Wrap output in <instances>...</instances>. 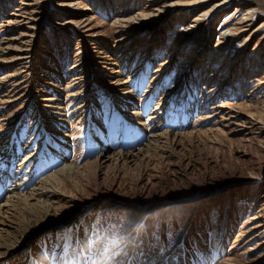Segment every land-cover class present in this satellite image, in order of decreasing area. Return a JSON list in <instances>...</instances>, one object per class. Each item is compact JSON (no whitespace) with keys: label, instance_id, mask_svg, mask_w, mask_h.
I'll use <instances>...</instances> for the list:
<instances>
[{"label":"rangeland","instance_id":"rangeland-1","mask_svg":"<svg viewBox=\"0 0 264 264\" xmlns=\"http://www.w3.org/2000/svg\"><path fill=\"white\" fill-rule=\"evenodd\" d=\"M66 1L38 0L26 8L24 0H0V48L31 30L22 38L23 58L12 61L8 50L0 54L6 61L0 63V156H12L21 166L19 179L10 172L9 192L24 191L67 161L133 150L154 132L168 135L151 142L142 158L65 183L51 219L69 220L58 242L45 248L43 263L74 261L82 255L78 244L90 255L103 239L115 241L118 256L129 236L136 244L125 259L142 253L150 264H264V24L257 30L258 47L256 39L244 42L247 31L237 30L225 43L221 32L245 5L228 0L203 22L205 37L180 38L215 1L203 0L172 13L158 43L147 46L140 41L159 28L118 23L142 10L146 0H69L73 7ZM24 12L35 19L10 22L12 14ZM86 15L93 19L89 35ZM252 22H264L262 7ZM115 75L129 95L110 83ZM135 96L144 99L146 110L137 107L133 115L128 112L137 104L127 103ZM42 97L47 100L40 102ZM56 100L59 110L51 105ZM246 119L250 129L238 130ZM257 121L260 129L254 128ZM237 123L242 125L235 128ZM45 147L67 155L48 160L41 174L23 177L25 167L41 164ZM101 191H107L105 198ZM105 247V253L111 250Z\"/></svg>","mask_w":264,"mask_h":264},{"label":"bare ground","instance_id":"bare-ground-1","mask_svg":"<svg viewBox=\"0 0 264 264\" xmlns=\"http://www.w3.org/2000/svg\"><path fill=\"white\" fill-rule=\"evenodd\" d=\"M67 1L65 2L64 5H69L72 7L74 6L73 2L69 0ZM202 1L203 0H193L191 2L187 1L177 4L172 0H146L145 1L146 3L144 4L142 10L135 12L133 15L129 17L120 19L118 23L121 24L122 27H127V25H130V26H134V28L136 29H139L140 27H147L148 29H151L154 26L155 28H159L158 31L154 32L150 38L144 37L140 41L141 44H145L147 46L156 45L158 43V39H157V37L159 36L158 34L160 33V30L163 29L162 24L171 16L172 13H174L178 9L185 10L186 8H192L193 6H197ZM205 1H209V0H205ZM227 1L228 0H215L210 3L207 2L205 6L206 8L203 9L198 15L196 16L194 15L195 17H193V19L190 20L189 25L183 31L180 32L181 33L180 38L182 37L186 38L188 36H193V35H201L202 37H205V34L207 32L206 29L202 28L203 22L206 20L207 16L216 13L217 10L220 8V6L224 5ZM243 1L245 5L243 6V11L241 15H239L236 19H234L235 22H233L231 26H227L225 27V29H223V31L221 32L222 35L221 37L222 40L225 41V43L226 42L228 43L231 35L236 34L237 30L240 31L241 33L247 31L248 34H246L247 35L246 38L244 37L245 38L244 42L248 43V41L250 40L254 41L256 39L254 45L255 47H258L259 38L257 37V30L258 27L264 24V22H261L260 25L254 27L252 22V17L256 14V12L260 7L264 9V0H259V1L243 0ZM36 2H38V0H24V2H21V5H24L27 8ZM23 14L24 15L22 16H16L12 14L11 15L12 18L10 17L11 19L10 22L11 23L24 22L27 24L30 23L33 19H35L32 17L31 12H27V13L24 12ZM92 20H93L92 17H90L89 15H86V17L83 18V21L85 22L87 21V23L84 25L85 27L84 31L87 32L88 35L92 30V27H90V21ZM32 26H28V27L32 28ZM117 31H122V30L117 29ZM30 32L31 30L29 28L22 30L19 33L20 40H16V37L7 38L3 46L0 48V54L4 53L5 50H8V51H13V55L11 57L13 58L12 61H16L23 58L24 49L22 47L26 46L25 45L26 41L25 40L23 41L22 38L30 37ZM259 47L261 46L259 45ZM4 62H6L5 59L1 57L0 63L3 64ZM109 64L112 65L111 62ZM116 72H117L116 70L110 71V73H116ZM9 75L10 74L6 73L4 77ZM118 76L120 75H115L113 77L114 79L111 80L110 83L114 85V88L119 87V89H122L123 91L121 92V94L129 95L130 91L127 90L126 87L122 88L125 82L119 81V79L117 78ZM46 100L47 97H42L40 102H45ZM128 100H130V102L127 103L128 105L129 104L131 105V102L137 104L135 108H132L130 112H128L129 114L134 115L135 113H137V107L139 110L141 111L143 110L141 109L143 108L141 107L142 105L141 103L144 101L143 98L139 99L136 98L135 96V98H128ZM51 105L55 106V109L59 110L57 100L55 102H52ZM156 109L157 108H155L154 106L151 112L154 113ZM53 114H55V112ZM58 115L60 116V114ZM51 117L52 115L49 116V118ZM53 118L54 116L50 120H52ZM257 118H259V116ZM246 121L247 119L243 121V123H245L243 125L244 127L238 130L246 131L247 129L248 130L250 129L251 126H245L247 124ZM259 121L254 123V125H257L259 127L254 126V128L260 129V126L262 125H260ZM236 125L237 126H235V128H237L239 125L242 124L237 123ZM166 134L168 135V133L164 131L154 132L149 135V139L144 144L139 145L133 150L111 151L110 153H107L105 155L100 154V155H96L92 159L83 160L82 162H80V164H74L70 161H67L66 163L63 164V166H60L54 171L46 173L42 177H38L34 182L28 185L30 187L27 186L28 188L27 187L24 188L25 184L28 181L25 182L23 184L24 191L22 192H12V191L9 192L10 191L9 185L11 184L10 172H12V170L14 169V174L19 179L20 170H21L20 164H16L12 156L10 160H9V156H7L6 158L0 156V162H2V166L0 165V167H2L0 169L1 170L0 171V264H37L38 262L40 264L41 263L44 264L43 262H46L43 256L45 253L44 251L45 248L48 250L49 248H51V243L53 244V242L54 243L58 242L56 241L58 239L57 233L62 230L63 228L62 224L65 223L67 220H69V218L65 220L51 219L57 211V207L55 204L61 197L60 189L61 188L63 189L65 183L70 178H72L73 175H78L79 177H83L86 175V172L88 171H93L94 173L98 172L101 174L105 169L111 166V164H117L120 162L130 163L136 159L142 158L146 155L150 143L153 142L154 140L156 141V139L158 138L164 137L163 135ZM177 135L178 134L176 133H171L169 136L175 138V136ZM54 143L55 142H51V144ZM14 146L15 148L17 147L19 148L18 142L16 140L14 142ZM106 150L108 149L104 148L103 151ZM42 154L44 155L40 157V160L38 161L41 164L37 168L33 163H31L30 166L25 167L27 169L24 170L23 177H25L26 173L28 172L31 173L32 176L41 174L40 169L46 167L45 164L46 165L49 164V163L47 164L48 160L54 161L55 158L64 159L65 156L67 155V151L66 152L62 151V153L59 155V154H54L51 149L45 147L44 150L42 151ZM20 155L22 156V153H20ZM4 159H6L7 161ZM29 164L30 163H28V165ZM76 183L77 182H75V184ZM107 194H108L107 191L106 192L101 191V196H103L104 198L106 197ZM47 218H49L50 221H47L46 220ZM128 218L130 220H133L134 214H129ZM80 228L81 230L79 231V235H82L86 226L83 225ZM133 239H134L133 237H129V236L127 237L125 243L127 249L126 247H124L118 253L119 254L118 256H115L117 254V250L115 248L116 246L114 247L115 241L113 239L111 240L103 239L104 241L99 240L98 243H94L92 246L94 253L92 254H96V257L100 259V264H117L120 261L121 256L127 254L126 252L132 249L136 244V242L134 241L135 239L134 240ZM107 244H109V249L111 250L105 253L104 252L106 249L105 246ZM80 251L82 255L76 257V259L72 262H67V263L63 262V264H86V259L84 258H86L88 255L85 254L86 252L85 248L80 246V244H78L77 252L80 253ZM138 257L140 259L137 261L141 262L142 264H150V262L148 260H145L143 256L138 255ZM152 257L155 260L157 259L156 256H152ZM124 260L125 262L129 261L128 258L123 259V261ZM224 263H228V259L224 260L223 264Z\"/></svg>","mask_w":264,"mask_h":264}]
</instances>
